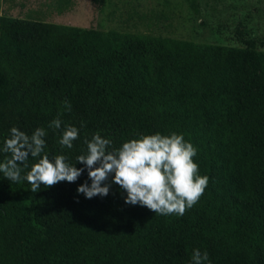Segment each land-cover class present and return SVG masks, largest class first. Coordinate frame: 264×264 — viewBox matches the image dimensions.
<instances>
[{
  "label": "trees",
  "instance_id": "trees-1",
  "mask_svg": "<svg viewBox=\"0 0 264 264\" xmlns=\"http://www.w3.org/2000/svg\"><path fill=\"white\" fill-rule=\"evenodd\" d=\"M57 117L61 129L49 127ZM68 124L79 130L71 149L58 143ZM13 126L43 127L50 157L84 171L35 193L0 173V264H190L196 248L205 264H264V51L248 63L239 46L2 14L0 148ZM96 132L115 148L182 134L208 177L198 202L155 214L125 203L111 176L107 196L78 193L91 180L76 157Z\"/></svg>",
  "mask_w": 264,
  "mask_h": 264
},
{
  "label": "clouds",
  "instance_id": "clouds-1",
  "mask_svg": "<svg viewBox=\"0 0 264 264\" xmlns=\"http://www.w3.org/2000/svg\"><path fill=\"white\" fill-rule=\"evenodd\" d=\"M64 104L71 111L68 101ZM61 123L57 117L49 127L61 129ZM46 135L43 127H37L28 135L13 126L0 148L6 154L0 161L3 177L13 183L26 181L33 193L41 184L47 188L62 181L75 182L84 169L67 162L64 155L50 157L45 151ZM78 137V128L68 124L61 130L58 143L62 148L71 149ZM84 144L86 151L76 157V162L85 165L91 184L85 181L78 186L77 192L88 199L107 196L110 184L106 181L111 176L112 181L126 191L125 203L146 206L155 214L182 216L198 202L208 183V177L199 174V167L193 160L196 148L176 132L168 135L138 133L136 138L124 141L118 148L112 147L110 139L96 132L91 139L85 138ZM29 157L34 161L31 164ZM208 261L206 251L192 250L190 264Z\"/></svg>",
  "mask_w": 264,
  "mask_h": 264
},
{
  "label": "rangeland",
  "instance_id": "rangeland-1",
  "mask_svg": "<svg viewBox=\"0 0 264 264\" xmlns=\"http://www.w3.org/2000/svg\"><path fill=\"white\" fill-rule=\"evenodd\" d=\"M0 0V15L46 22L145 32L246 48V60L264 51V0Z\"/></svg>",
  "mask_w": 264,
  "mask_h": 264
}]
</instances>
